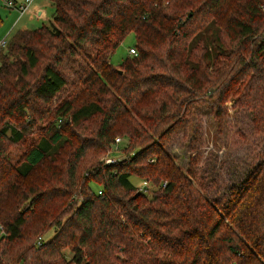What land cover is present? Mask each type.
I'll use <instances>...</instances> for the list:
<instances>
[{
	"label": "trees",
	"instance_id": "obj_1",
	"mask_svg": "<svg viewBox=\"0 0 264 264\" xmlns=\"http://www.w3.org/2000/svg\"><path fill=\"white\" fill-rule=\"evenodd\" d=\"M50 1L0 47V264H264V146L221 198L168 150L204 105L264 138V0Z\"/></svg>",
	"mask_w": 264,
	"mask_h": 264
},
{
	"label": "rangeland",
	"instance_id": "obj_2",
	"mask_svg": "<svg viewBox=\"0 0 264 264\" xmlns=\"http://www.w3.org/2000/svg\"><path fill=\"white\" fill-rule=\"evenodd\" d=\"M7 1L0 0V17L5 22L0 26V41L4 39L8 41L10 33L7 32V28L16 19H18L17 21L23 19L22 22H25L30 16L27 12L21 15L17 10H15L16 12L12 11L14 9L8 7L6 4ZM38 1L40 3L42 1L43 4L46 2L45 0ZM46 8L48 9L46 10L48 13V21L40 19V24L35 29H39L43 25H48L51 21L55 9L52 5H47ZM20 16H23V18L21 19ZM135 46V35L131 33L113 54V58L111 59L112 64L120 68L124 61L130 57L129 49ZM227 105L230 107L231 103L228 102ZM204 107L205 109L197 117L195 130L192 132V135L194 132H197V136H199L197 137V141H184V135L181 132L176 134L172 139L168 150L173 156L176 154L178 156L177 161L185 167L188 166L190 158L196 155L197 157L195 156L194 159L197 160L199 158L200 161L195 166H197L200 174L206 176V180L208 179L211 183V197L221 198L224 196V189L229 184L237 182L242 178L243 173L246 170L248 171V164L250 165L257 159L259 152L264 146V138L253 134L252 123L246 114L236 113L233 109L228 117V122L230 123H228L226 135L225 137H220L217 133V120L210 115V106L204 105ZM41 134V132H35L27 138V141L36 140ZM123 145L124 142L120 145L121 148ZM26 148L24 143H20V145L9 147V151L13 159H18L22 156ZM114 155L123 156L124 154H120L119 152ZM236 178L238 179L236 180ZM131 180L136 185H141L139 179L132 177ZM51 237H53V232L47 236V239Z\"/></svg>",
	"mask_w": 264,
	"mask_h": 264
},
{
	"label": "crops",
	"instance_id": "obj_3",
	"mask_svg": "<svg viewBox=\"0 0 264 264\" xmlns=\"http://www.w3.org/2000/svg\"><path fill=\"white\" fill-rule=\"evenodd\" d=\"M35 1V2H34ZM46 2L43 4L42 1L40 3V1H36L33 0L32 5L29 9V11L27 12V14H30L29 18H27L25 20V22H22V18L23 16H20V18L22 20L17 21L18 19H16L11 26H9L8 29V33H10V36L17 30H35V28L37 26H39L40 24V19H42L43 21H48V13L46 12V10H48L46 8L47 5H52L54 7V4L50 1V0H45ZM24 0H16L17 5H20L21 3H23ZM10 9H14L12 11L16 12L15 10L18 11L17 7L15 8H10ZM55 9V7H54ZM26 15V14H25ZM24 15V16H25ZM2 19V18H1ZM36 19V20H34ZM23 24H22V23ZM5 23L2 20V24ZM21 24V25H20ZM17 27V29H15Z\"/></svg>",
	"mask_w": 264,
	"mask_h": 264
},
{
	"label": "built area",
	"instance_id": "obj_4",
	"mask_svg": "<svg viewBox=\"0 0 264 264\" xmlns=\"http://www.w3.org/2000/svg\"><path fill=\"white\" fill-rule=\"evenodd\" d=\"M32 2L33 0H25L23 3H21L20 5H17L16 3V0H8L6 2V4L8 5V7L10 8H15L17 7L18 11L20 12L21 15H23L24 13L28 12L31 5H32ZM7 46V40L4 39V40H1L0 41V47L1 48H4ZM129 54L130 56H137L138 55V52L135 48H130L129 49ZM122 140L120 138H117L116 139V142H115V147H114V154L118 153V150L120 149L118 146L119 144H121ZM108 155L105 159H104V162L107 164V165H115V164H118V162L120 161L121 157L120 156H116V155ZM141 185H137L139 187V190L141 193H145L147 192V188L149 186V184L145 181H142L140 183ZM166 185V184H165ZM99 194H102V192H99Z\"/></svg>",
	"mask_w": 264,
	"mask_h": 264
}]
</instances>
